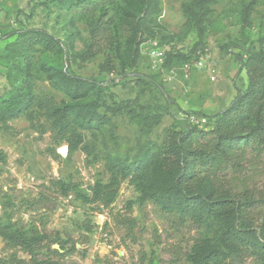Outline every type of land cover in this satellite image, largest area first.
I'll return each instance as SVG.
<instances>
[{
    "label": "rangeland",
    "instance_id": "374dc122",
    "mask_svg": "<svg viewBox=\"0 0 264 264\" xmlns=\"http://www.w3.org/2000/svg\"><path fill=\"white\" fill-rule=\"evenodd\" d=\"M45 1L0 0V222L42 225L51 236L69 240L66 248L72 244L75 250L65 264H189L185 253L201 231L151 200L140 201L127 180L100 212L73 193L61 196L50 182L65 180L88 192L96 180L108 179L109 156L160 143L166 129L206 126L229 105L235 86L247 84L240 56L246 49L264 51V0H155L145 20L148 30L137 33L140 42L131 58L106 48L105 38L94 39L80 9ZM29 28L47 31L58 46L33 41L27 53L12 50L16 32ZM130 39L123 33L120 43ZM156 46L188 52L190 61L201 51L204 69L166 80L183 58L165 63V57L152 68L149 52ZM23 79L31 99L7 118L3 110ZM65 106H75L65 118L69 130L55 121ZM151 116L159 121L153 124ZM64 144L66 157L56 151ZM234 177L237 188L264 189L260 161H249ZM2 247L0 237V256ZM243 264L257 263L246 257Z\"/></svg>",
    "mask_w": 264,
    "mask_h": 264
},
{
    "label": "trees",
    "instance_id": "16d2710c",
    "mask_svg": "<svg viewBox=\"0 0 264 264\" xmlns=\"http://www.w3.org/2000/svg\"><path fill=\"white\" fill-rule=\"evenodd\" d=\"M154 1L45 2L80 9L88 15L86 24L94 39L105 38L106 48L131 58L137 54L140 42L136 40L137 33L148 30L145 20ZM132 5L136 8H131ZM16 33L10 45L15 51L27 53L33 41L45 47L58 46V41L40 28L21 29ZM123 33L131 37L130 41L120 43ZM168 49L165 63L175 56H182L181 63L192 59L188 52ZM240 69L247 75L245 88L235 86L236 94L229 105L211 116L206 126L166 129L160 143L149 141L133 154L109 156L108 179L96 180L88 192L76 183L61 179L50 183L59 186L61 196L73 193L83 206L100 212L115 201L120 184L127 180L140 192V201L151 200L161 210L177 214L181 221H189L201 231L185 253L184 259L189 264H243L246 257L264 264V189L255 192L247 187L237 188L234 181V176L249 161L264 165V51L246 49V56H240ZM78 80L90 84L89 80ZM14 99L3 110L7 118L18 115L31 99L25 79L16 88ZM74 107L57 110L55 121L60 129L69 130L65 118ZM151 118L153 124L159 121L158 116ZM158 159L160 164L155 167ZM86 230L90 231L91 227L87 226ZM0 237L4 252L0 264H65L64 257L75 250L72 244L66 248L69 240L51 236L42 225L33 223L0 222Z\"/></svg>",
    "mask_w": 264,
    "mask_h": 264
},
{
    "label": "built area",
    "instance_id": "2783aa9c",
    "mask_svg": "<svg viewBox=\"0 0 264 264\" xmlns=\"http://www.w3.org/2000/svg\"><path fill=\"white\" fill-rule=\"evenodd\" d=\"M166 49L168 50V47L162 48L160 46H156L149 52V55L153 60V63L151 65L152 68H157V65L162 63L165 58V53L167 51ZM200 53L201 51H197L198 57L194 61L184 62L179 67H171L166 75V80L174 79L178 75V73H182L184 77H188V72L191 68L204 69L201 58L199 57ZM209 79L210 81H215L216 78L214 75H211Z\"/></svg>",
    "mask_w": 264,
    "mask_h": 264
},
{
    "label": "water",
    "instance_id": "95a60500",
    "mask_svg": "<svg viewBox=\"0 0 264 264\" xmlns=\"http://www.w3.org/2000/svg\"><path fill=\"white\" fill-rule=\"evenodd\" d=\"M68 150H69L68 145L64 144V145L59 146L56 151L60 156L66 157L68 154Z\"/></svg>",
    "mask_w": 264,
    "mask_h": 264
}]
</instances>
